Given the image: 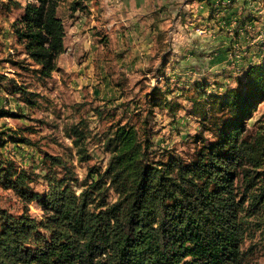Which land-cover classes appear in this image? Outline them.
I'll return each instance as SVG.
<instances>
[{"label":"trees","instance_id":"16d2710c","mask_svg":"<svg viewBox=\"0 0 264 264\" xmlns=\"http://www.w3.org/2000/svg\"><path fill=\"white\" fill-rule=\"evenodd\" d=\"M1 1L7 10L22 8L11 29L34 66L28 70L40 80L50 78L65 52V29L57 14L61 0ZM3 81L26 106L37 103V93L0 73ZM191 89L187 98L195 114L205 118L209 111H225L230 119L215 121L214 141L188 161L176 154L151 161L150 139L121 123L103 134L109 154L105 167L90 168L80 182L62 157L45 153L44 194L29 188L36 173L0 157V185L26 203L35 201L42 211L36 219L0 206V264H245L242 244L248 232L258 228L264 235L258 218L264 213V137L245 135L247 120L264 101V57L247 65L240 88L221 97L207 95L204 83ZM169 91L165 85L146 92L147 111L173 115L176 104ZM7 116L13 115L1 109L0 118ZM68 135L80 160H86L85 132L71 126ZM6 136L8 131H0L2 144ZM17 142L30 144L22 137Z\"/></svg>","mask_w":264,"mask_h":264},{"label":"rangeland","instance_id":"374dc122","mask_svg":"<svg viewBox=\"0 0 264 264\" xmlns=\"http://www.w3.org/2000/svg\"><path fill=\"white\" fill-rule=\"evenodd\" d=\"M121 1L111 0L107 4L112 3L121 10ZM158 2H172L167 6L155 4L159 7L157 12L169 15V26L162 35L160 32L156 43L159 51L147 58L149 66L136 70L133 78L113 69H106L102 74L96 68H85L75 77L74 73L63 72L61 60L50 78L40 80L28 70L34 66L11 29L22 8L7 10L5 2L0 0V73L39 95L37 103L28 107L20 101V95L12 92L10 82H0V110L13 115L0 118V131H8L3 144L0 140V157L38 175L29 185L31 190L41 194L48 190L43 178L45 153L62 157L74 170L78 182L90 168L103 169L109 158L103 149V134L115 123L133 125L141 139L145 136L150 139L148 158L151 161H165L169 154L188 161L202 145L214 141L215 121L222 124L230 119L225 111H209L205 118L198 116L191 110L192 102L187 97L193 94L191 87L195 83H204L206 94L218 97L226 90L240 88L247 65L264 57V0H210V4L207 0ZM67 6L68 1L62 0L57 12L66 22ZM170 10L180 13L179 20L171 16ZM173 22H177L179 30L175 47L173 35L167 37ZM121 56L123 53H118L115 58ZM168 60L170 63L166 64ZM107 73L110 81L104 83L106 79L102 75ZM165 85L170 89L168 97L176 104L175 113L171 115L157 108L148 112L144 94L154 86L164 89ZM71 126L85 132L81 146L86 148V160H80L74 138L68 135ZM11 132L17 139H29L30 144L17 142ZM255 134L264 137V101L246 123L245 135ZM56 172L59 176L63 174L61 168H56ZM75 187L79 190L78 185ZM114 198L111 193L110 200ZM0 206L14 215L27 211L31 217H42L35 201L26 203L11 188L2 185ZM258 218L264 222V213ZM263 241L261 229L248 232L242 244L245 264L264 263Z\"/></svg>","mask_w":264,"mask_h":264},{"label":"crops","instance_id":"0c3cea01","mask_svg":"<svg viewBox=\"0 0 264 264\" xmlns=\"http://www.w3.org/2000/svg\"><path fill=\"white\" fill-rule=\"evenodd\" d=\"M67 1V22L61 18L65 29V52L58 57L57 68L63 60V72L74 73L75 77L85 68H96L100 73L106 69L122 71L125 73L124 77L130 79L137 75L136 70L149 66L147 58L159 51L156 46L157 38L169 26V15H164V11L157 12L159 7L155 4H172L159 3L158 0H122L120 10L112 3L108 5L105 0ZM168 12L179 20L180 13L177 14V10ZM172 24L173 29L168 32L167 37L173 35L175 47L179 30L177 22ZM176 49L179 51V47ZM118 53H123V56L115 58ZM172 58L174 57L170 61ZM164 59L163 56V61ZM102 76L106 79L104 83L110 81L108 73Z\"/></svg>","mask_w":264,"mask_h":264},{"label":"built area","instance_id":"2783aa9c","mask_svg":"<svg viewBox=\"0 0 264 264\" xmlns=\"http://www.w3.org/2000/svg\"><path fill=\"white\" fill-rule=\"evenodd\" d=\"M106 2H109V1H111V0H105Z\"/></svg>","mask_w":264,"mask_h":264}]
</instances>
